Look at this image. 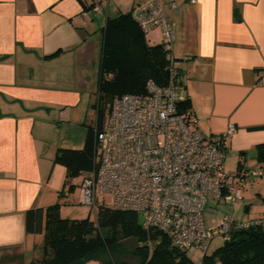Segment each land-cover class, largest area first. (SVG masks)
<instances>
[{
	"label": "crops",
	"instance_id": "obj_1",
	"mask_svg": "<svg viewBox=\"0 0 264 264\" xmlns=\"http://www.w3.org/2000/svg\"><path fill=\"white\" fill-rule=\"evenodd\" d=\"M144 1L123 0L114 9L128 12ZM103 2L0 0V264H38L44 255V235L25 230V213L60 201L65 169L54 158L67 145L64 126L81 121L97 89L102 37L95 24L101 9L111 16L110 0L105 8ZM93 4L99 8L83 17ZM163 6L175 27L170 55L196 128L207 136L235 125L224 170L263 169L242 179L237 202L246 221L264 218L257 151L264 145V0H163Z\"/></svg>",
	"mask_w": 264,
	"mask_h": 264
},
{
	"label": "built area",
	"instance_id": "obj_2",
	"mask_svg": "<svg viewBox=\"0 0 264 264\" xmlns=\"http://www.w3.org/2000/svg\"><path fill=\"white\" fill-rule=\"evenodd\" d=\"M98 8L93 4L81 15ZM131 16L144 31L160 27L162 41L171 49L175 27L165 17L163 0L137 3ZM168 73L162 85L149 79L144 92L112 99L105 124L95 130V166L81 179V200L94 210L98 195L110 194L112 206L136 211L145 229H158L173 245L205 253L217 235L228 239L232 230L253 223L264 227V218L242 222L224 213L217 228H207L203 214L209 199L240 200L242 179L263 169L224 170L227 138L235 125L203 135L192 108L180 109L188 93L173 59Z\"/></svg>",
	"mask_w": 264,
	"mask_h": 264
},
{
	"label": "trees",
	"instance_id": "obj_3",
	"mask_svg": "<svg viewBox=\"0 0 264 264\" xmlns=\"http://www.w3.org/2000/svg\"><path fill=\"white\" fill-rule=\"evenodd\" d=\"M132 9V7H131ZM128 12L106 16L100 33L102 37L100 66L91 106L96 110L95 125H87L84 147L59 148L54 162L65 169L63 185L72 188L71 179L86 176L93 170L96 152V133L102 124L105 110H109L112 99L128 93H142L146 82L152 79L158 85L168 80V65L172 56L163 41L147 42L148 31ZM175 70L180 74L179 68ZM182 80V78H181ZM191 107L187 98L180 109ZM258 158L264 161V145L257 146ZM82 176V177H83ZM62 189V188H61ZM59 190L62 197L63 190ZM139 214L133 210L96 204L93 218L72 219L60 214V202L46 207L30 208L25 213V230L28 233H43V257L38 264H69L77 259L90 257L95 251L107 249L111 240L101 233L108 227H130L133 233L145 242L146 255L140 264H264V227L256 223L246 228L232 230L228 239L211 254H200L193 262L187 250L173 245L167 233L155 228L145 229L138 221ZM146 256V257H145ZM151 261V263H150ZM101 264H128L104 261Z\"/></svg>",
	"mask_w": 264,
	"mask_h": 264
},
{
	"label": "rangeland",
	"instance_id": "obj_4",
	"mask_svg": "<svg viewBox=\"0 0 264 264\" xmlns=\"http://www.w3.org/2000/svg\"><path fill=\"white\" fill-rule=\"evenodd\" d=\"M104 8L107 5V0H103ZM124 4L123 0H110L109 9L107 15H115L117 14V10L114 9L116 5ZM118 8H121V7ZM103 8V7H102ZM113 14V15H112ZM105 18V11L102 9L98 14V22L95 24V28L97 32L100 33V28L103 24ZM151 31L147 34H151V38L147 41L149 44H156L159 41V29L158 26L152 28ZM160 30V29H159ZM162 38V37H161ZM100 48V47H99ZM98 48V51H99ZM90 97V98H89ZM95 93L90 94L88 96L87 101L83 106L82 111V119L81 121L75 124H67L68 126H64V130H62L61 135L66 136V141H64L66 147L65 148H83L86 134H87V125H95L96 121V108L94 109L91 106V102L95 100ZM107 110H105L102 120L100 123L102 125L105 124L107 119ZM63 128V127H62ZM65 171V170H64ZM65 173V172H64ZM82 174L73 177L71 179L72 188L69 190L63 184L61 185V190H63V195L60 198V214L64 217L72 218V219H83L86 217L93 218V208L82 203L81 200V187L80 182L82 179ZM64 181V177H63ZM62 181V182H63ZM98 204H104L107 206H112V197L110 194H101L97 197ZM243 201L235 202L233 204L225 203L223 200L217 201V199H209L204 209V219L207 228H217L222 219V215L224 213L232 214L233 219L237 221H246L247 215L244 211ZM250 207L259 208L260 205H250ZM220 212V213H219ZM139 223H142V216L138 217ZM132 229L127 226H121L117 228L108 227L101 230V233L105 235L107 238L111 240V246L107 249H100L95 251L92 256L94 258H82L77 259L69 264H101L104 261H114L116 263L127 262L128 264H140L143 260L142 255H146V247L145 242L142 237L136 233L131 231ZM224 242V238L222 235L215 236L211 241L207 248V254H211L215 251V249L221 246ZM188 257L193 261L197 262L199 260V253L194 248H189L187 250ZM147 256V255H146ZM145 256V257H146ZM151 263V261H150Z\"/></svg>",
	"mask_w": 264,
	"mask_h": 264
}]
</instances>
